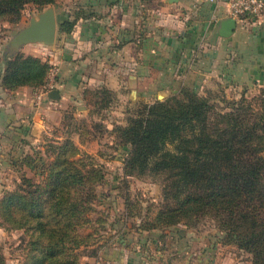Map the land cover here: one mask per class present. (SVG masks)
<instances>
[{
  "label": "trees",
  "instance_id": "16d2710c",
  "mask_svg": "<svg viewBox=\"0 0 264 264\" xmlns=\"http://www.w3.org/2000/svg\"><path fill=\"white\" fill-rule=\"evenodd\" d=\"M55 2L0 0V19L15 23L25 5L43 7ZM71 25L64 18L57 21V30L68 32ZM6 52L2 89L42 84L50 67L46 61ZM89 92L92 107L107 106L108 90ZM213 92L196 94L180 87L162 100L132 104L124 123L112 124L111 144L124 153L122 175L162 177L154 216L140 229L208 217L224 241L250 254L251 264H264V90H258V96L233 98L210 95ZM82 123L73 127L68 120L63 122L66 134L46 145L42 153L49 159L45 163L36 165L38 150L22 154L21 164L35 168L38 178L20 175L18 189L0 198L3 221L34 233L28 243L30 255L21 264H72L73 257H62L69 243H76L67 229L78 217L81 223L91 224L89 212L104 172L70 136L78 133ZM96 220L104 219L92 221ZM0 264H5L1 251Z\"/></svg>",
  "mask_w": 264,
  "mask_h": 264
},
{
  "label": "crops",
  "instance_id": "0c3cea01",
  "mask_svg": "<svg viewBox=\"0 0 264 264\" xmlns=\"http://www.w3.org/2000/svg\"><path fill=\"white\" fill-rule=\"evenodd\" d=\"M65 1L58 16L72 22L70 30L59 31L56 38L54 34L51 45L26 43L19 48L25 55L57 66L58 98L46 96L32 106L24 86L0 87V160L9 155L2 149L6 138L13 143L18 139L22 149L28 143L20 139L29 140L32 133L49 134V128L60 132L64 113L72 106L73 115L86 114L85 91L106 89L119 100L135 104L162 100L180 87L196 94L230 91L237 97L264 90V10L257 20L235 22L227 36H220V22L227 18L224 1ZM7 49L0 50V73ZM30 114L40 115V127L24 125ZM59 132L53 139L63 137ZM74 135L72 140L83 149L79 150L88 153L79 134ZM11 157L13 162L17 159ZM173 233L178 237L181 229ZM139 254L131 244H111L99 256L102 264H147Z\"/></svg>",
  "mask_w": 264,
  "mask_h": 264
},
{
  "label": "rangeland",
  "instance_id": "374dc122",
  "mask_svg": "<svg viewBox=\"0 0 264 264\" xmlns=\"http://www.w3.org/2000/svg\"><path fill=\"white\" fill-rule=\"evenodd\" d=\"M64 4H66L65 0H56L54 4L43 7L29 3L24 6L17 22L0 19V50L8 48L7 41L11 36L26 26L30 18H36L37 14L45 8L52 7L57 16L55 18L57 21L60 20L58 13ZM58 32L56 25L55 38ZM12 53L24 54L19 49ZM8 56L7 53L5 58ZM39 86L34 88L24 86L25 95L29 93L32 106H37L43 100L36 102L33 99ZM234 93L214 91L210 95H223L225 98L237 97ZM84 94V104L87 106L83 112L86 114L73 115L76 110L72 106L68 112L64 113L62 123L68 120L70 125L75 127L76 123L83 122L82 128L76 131L80 134L84 150L93 157L95 163L101 165L104 173L102 182L98 183L95 188L97 201L93 205V211L89 212L91 224L81 223V220H78L79 217L73 220L72 226L67 229V234L76 243H69L66 249L67 255L62 257H73L72 264H102V258L99 255L105 246L118 244L128 247L131 244L136 253L139 251V256L147 261V264H251L250 254L224 241L221 232L208 217H202L190 223L179 222L169 227L156 229V231L140 229L144 222H148L154 216L160 199L162 177L161 175H122L124 153L119 148L113 147L110 143L112 134L109 133L111 124L124 123V118L128 111L130 113L133 105L128 104L125 101L126 98L119 100L115 95H111L107 106L99 109L91 105L90 95L92 94L89 91ZM246 95V97L251 96L250 93ZM255 96H258V93H255ZM40 120V115L32 117L30 114L26 116L24 125L28 129L34 124L35 127L36 125L40 127ZM49 130L50 132H47L49 134L34 131L36 134L32 133L30 137L35 140L32 141L33 139L29 137L30 143L28 139H20L22 143H28L22 149H20L18 139L15 143L10 142L8 138L2 141L3 153L9 154V157L4 155V158L0 160V198L5 192L18 189L21 183L20 175L28 176L33 180L38 178L35 168H27L21 164L20 158L23 152L31 154L38 150L41 154L36 165L45 163L49 158L47 159L42 151L47 148V144L52 143L51 140H58L53 139V135L59 132V129L49 128ZM63 131L64 128L59 133ZM65 134L66 132H63L62 135ZM70 136L75 137L74 134ZM75 145L77 146V143ZM79 148L83 150L82 147ZM11 155L17 157L14 162ZM125 198L127 200L124 201ZM98 218L104 220L102 222L92 221ZM74 222L78 225L75 224V226ZM173 228L181 229V233L177 234L178 237L173 233ZM33 234V232L29 233L21 228L10 226L3 221L0 214V251L5 264H21L27 260L30 255L28 243L34 238ZM43 241H45L44 238Z\"/></svg>",
  "mask_w": 264,
  "mask_h": 264
},
{
  "label": "water",
  "instance_id": "95a60500",
  "mask_svg": "<svg viewBox=\"0 0 264 264\" xmlns=\"http://www.w3.org/2000/svg\"><path fill=\"white\" fill-rule=\"evenodd\" d=\"M168 3L177 0H166ZM57 21L52 7H47L37 14L36 18H30L28 24L17 32L7 41L8 49L16 52L19 47L26 43H41L43 45H51L54 40L55 26ZM235 21L225 18L220 22V36H227L234 28ZM50 99H57V90L51 89L46 95Z\"/></svg>",
  "mask_w": 264,
  "mask_h": 264
},
{
  "label": "built area",
  "instance_id": "2783aa9c",
  "mask_svg": "<svg viewBox=\"0 0 264 264\" xmlns=\"http://www.w3.org/2000/svg\"><path fill=\"white\" fill-rule=\"evenodd\" d=\"M209 3H217L224 1L226 4V17L235 22L250 19L257 20L264 10V0H201ZM58 68L55 65H50L44 76L42 84L33 95L34 101L43 99L49 90L55 86V77Z\"/></svg>",
  "mask_w": 264,
  "mask_h": 264
}]
</instances>
